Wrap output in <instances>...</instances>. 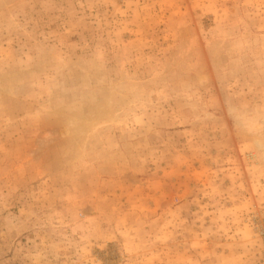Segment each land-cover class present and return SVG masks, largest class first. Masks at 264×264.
I'll list each match as a JSON object with an SVG mask.
<instances>
[{
	"label": "rangeland",
	"instance_id": "1",
	"mask_svg": "<svg viewBox=\"0 0 264 264\" xmlns=\"http://www.w3.org/2000/svg\"><path fill=\"white\" fill-rule=\"evenodd\" d=\"M256 138L264 0H0V264H264Z\"/></svg>",
	"mask_w": 264,
	"mask_h": 264
},
{
	"label": "bare ground",
	"instance_id": "2",
	"mask_svg": "<svg viewBox=\"0 0 264 264\" xmlns=\"http://www.w3.org/2000/svg\"><path fill=\"white\" fill-rule=\"evenodd\" d=\"M201 81H202V84H206L209 82V77L204 76ZM255 141L259 147L264 148V138H258V139L256 138Z\"/></svg>",
	"mask_w": 264,
	"mask_h": 264
}]
</instances>
